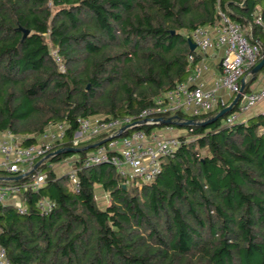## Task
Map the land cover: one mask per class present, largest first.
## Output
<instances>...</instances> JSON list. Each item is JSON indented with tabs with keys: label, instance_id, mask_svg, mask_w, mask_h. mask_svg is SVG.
<instances>
[{
	"label": "trees",
	"instance_id": "obj_1",
	"mask_svg": "<svg viewBox=\"0 0 264 264\" xmlns=\"http://www.w3.org/2000/svg\"><path fill=\"white\" fill-rule=\"evenodd\" d=\"M220 11L264 53V0H0V130L28 146L64 124L53 151L81 150L42 162L39 188L0 171V186L19 187L27 207L20 214L0 203V247L11 264H264V113L232 124L231 112L206 122L222 108L163 115L202 125L173 126L191 138L181 137L149 183H127L101 164L81 166L74 190L52 169L102 141L74 146L79 120L137 116L185 83L199 60L189 35L218 24ZM96 185L109 195L104 210ZM42 199L54 205L47 214Z\"/></svg>",
	"mask_w": 264,
	"mask_h": 264
},
{
	"label": "built area",
	"instance_id": "obj_2",
	"mask_svg": "<svg viewBox=\"0 0 264 264\" xmlns=\"http://www.w3.org/2000/svg\"><path fill=\"white\" fill-rule=\"evenodd\" d=\"M221 1V0H219ZM219 23L212 26L215 39L209 36L211 27H200L190 33V40L200 52H205L213 47L223 49L221 59V74L214 81L213 87L206 89L202 83H196L201 69H197L195 75H190L185 83L156 99L152 108L142 111L137 116L124 118L92 117L79 120L78 130L74 135V146L92 138H107L116 136L124 128L134 123L147 121L146 125L153 124L154 119L175 111H181L190 117L207 115L219 108H226L232 104L235 97L241 93L242 86H246L247 76L252 77V69L259 63L264 53L257 43H251L246 37L241 24L232 21L225 13L219 12ZM258 24H263L258 16ZM54 59L59 62L56 53H52ZM189 62L194 57H188ZM60 65V70L64 66ZM203 69L207 66L203 65ZM261 74V85L258 89L243 93L237 109L232 111L226 123L232 124L243 121L242 117L256 106L264 102V71ZM226 90L231 98L226 100L219 95L220 90ZM140 127V126H138ZM128 130L121 137L112 139L92 151L88 152L83 160L72 157L61 161L72 166L68 172L74 190L80 187L78 170L82 167L108 164L114 167L129 182L145 184L152 182L161 172L163 161L174 156L181 144V137L191 138L193 130H185L179 136H162L153 129L146 133L142 129ZM166 131L173 127L167 126ZM66 131L64 124H50L45 132L38 137L37 142L28 146L23 145V140L0 130V171H6L14 177H30L34 188L45 184L46 176L37 173L35 166L46 156L53 153L54 145L61 141ZM82 161V162H81ZM52 166V169H54ZM24 177V178H25ZM21 189L13 186H0V203L5 204L11 198L19 197ZM53 203L42 199L38 203L42 213L47 214L53 208ZM20 214L27 210L25 204L17 207ZM0 264H11L6 251L0 247Z\"/></svg>",
	"mask_w": 264,
	"mask_h": 264
},
{
	"label": "crops",
	"instance_id": "obj_3",
	"mask_svg": "<svg viewBox=\"0 0 264 264\" xmlns=\"http://www.w3.org/2000/svg\"><path fill=\"white\" fill-rule=\"evenodd\" d=\"M209 27V26H208ZM209 36L212 39H215L216 35L215 32L212 31V26L209 29ZM196 54L199 56L198 62L195 64L193 68H191L190 75H195V72L197 69H201L199 76L196 78V83H202L206 89H210L213 87L214 81L220 76L221 74V59L223 56V49L220 47H213L211 49L206 50L205 52H200L197 48L195 50ZM207 66V69H203L202 66ZM249 81L246 83V85L249 86V91L256 90L261 85V74L258 75V77L255 80H252V77L247 76ZM219 95L222 96V98L229 100L231 98V95L226 90H220ZM264 113V102L256 106L254 109H252L249 113L244 115L242 117V120H246L248 118H251L253 116H256L258 114ZM177 128H173L171 131H166L164 128L161 129L158 133H160L162 136H179L185 133V130H180L179 133L176 131ZM30 137V136H27ZM18 139H24L25 137H17ZM38 139V138H37ZM72 169V166L67 163H57L54 166V170L59 175L68 174ZM95 191L99 193V195H103V197L106 195L103 191L102 187L100 185L95 186ZM105 200L107 198L104 197ZM6 204H10L13 206H21L22 202L20 201L19 197L11 198L6 202ZM107 206V204L105 205Z\"/></svg>",
	"mask_w": 264,
	"mask_h": 264
},
{
	"label": "water",
	"instance_id": "obj_4",
	"mask_svg": "<svg viewBox=\"0 0 264 264\" xmlns=\"http://www.w3.org/2000/svg\"><path fill=\"white\" fill-rule=\"evenodd\" d=\"M29 35L28 31H24V37H27ZM188 45H189V48L191 51H195L196 50V45L190 40L188 39ZM264 69V55L263 57L261 58V60L259 61V63L252 69L251 71V75H252V80H255L258 75L262 72V70ZM244 93V84L242 86V89H241V93H239L234 101L232 102V104L226 108H224L223 110H221L220 112H218L215 116H212L210 118L207 119L206 122L208 121H214V120H217L218 118L222 117L223 115L225 114H228L230 112L233 111L234 107L240 102L241 98H242V95ZM154 124H160V125H165V126H184V127H193V126H198V125H202V122H197V121H194V120H187L185 122H178L176 120H173L172 118H169L167 120H163L161 118H158V119H154L152 120ZM204 121V123H206ZM147 123V121H143V122H140V123H134L132 124L131 126H128L126 128H124L123 130H121V132L119 134H117L116 136H113V137H110V138H107L106 140H103L93 146H90L88 148H85L86 151H89V150H93L95 149L96 147L112 140V139H115V138H119L121 137V135L123 134V132H126L128 130H134L136 129L138 126H145ZM79 151H81L80 149L78 148H71V149H61V150H57V151H54L53 153L49 154L48 156H46L44 159H42L36 166L35 168H38V166L50 159V158H54L58 155H62V154H66L67 152H73V153H78ZM25 175L23 176H18V177H12V178H9V179H21V178H24ZM4 180V179H3Z\"/></svg>",
	"mask_w": 264,
	"mask_h": 264
},
{
	"label": "rangeland",
	"instance_id": "obj_5",
	"mask_svg": "<svg viewBox=\"0 0 264 264\" xmlns=\"http://www.w3.org/2000/svg\"><path fill=\"white\" fill-rule=\"evenodd\" d=\"M260 75V74H259ZM249 81L248 78H246V83ZM161 129L163 128H155V131L159 132ZM180 130H184V129H180V128H177L176 131H180ZM180 133V132H179ZM181 134V133H180ZM165 161V160H164ZM163 161V162H164ZM106 195L104 196L105 198H107V200L104 199L103 195H99V193L97 191H95V195H96V200L98 202V206L100 209L104 210L106 208V204L109 203V195L107 193H105Z\"/></svg>",
	"mask_w": 264,
	"mask_h": 264
}]
</instances>
